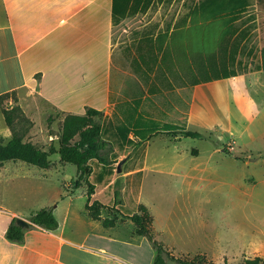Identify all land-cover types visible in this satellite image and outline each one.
Wrapping results in <instances>:
<instances>
[{"label": "crops", "instance_id": "0c3cea01", "mask_svg": "<svg viewBox=\"0 0 264 264\" xmlns=\"http://www.w3.org/2000/svg\"><path fill=\"white\" fill-rule=\"evenodd\" d=\"M168 6L167 0H0V96L16 92L15 105H19L34 124L26 141L37 145V117L41 120L57 117L59 122H64L67 116H84L88 109H96L102 113L98 119L102 135L110 125V132L117 136L120 146L112 147L109 165L90 161L92 169L96 163L109 170L116 169L110 172L103 187L90 180L92 170L89 182L95 189L90 200L88 188L82 189L86 184L83 183L76 191H64L57 198L45 199L42 207L24 215L26 210L3 205L0 195V264H153L156 255L153 243L139 235L137 225L128 218L141 206L148 210L156 238L173 256L203 255L212 264H245V259L257 257L264 261L263 241H254L250 247L246 245L244 230L233 226L227 211L220 215L222 227L219 229L216 215L208 214L200 203L198 207L192 205L190 195L164 196L161 202L140 190L132 212L122 210L124 199L118 201L119 194H130L136 186L143 188L142 181L135 176L155 170L149 166L153 139L167 136L171 142H179L187 138L180 132L190 131L186 125L182 127L179 123L155 118L157 111L160 116L166 114L160 112L161 106L154 96L173 88L169 64L164 60L169 35L173 32L164 29L171 21ZM124 26L135 27L130 30L134 38L125 46L123 31L127 30ZM164 36H167L165 40ZM159 40L162 42L160 50ZM263 73L259 69L240 76ZM181 82V87H186L183 77ZM194 86L187 123L194 122L201 85ZM127 89L144 91L140 95L135 92V96L128 91L126 93L131 95L126 96L123 91ZM177 111L179 115L178 108ZM0 113L3 115L1 108ZM182 114L176 118L178 121L186 119L183 111ZM149 122L158 123L159 129L151 132ZM200 124L203 129L204 122ZM216 130L228 129L217 127ZM11 138L7 125L0 129V144L6 145ZM43 138L45 140V136ZM170 149L167 146L162 151ZM172 159L175 160L171 161L173 169L165 174L196 180L194 175L177 172L179 157ZM122 161L119 174L117 168ZM20 162H5L0 175L6 181L30 177L31 171L24 174L17 168ZM129 163L132 165L124 171ZM65 164L61 160L63 169ZM51 167L50 163L40 176L50 175ZM40 176L35 181H41ZM119 181L112 203L104 196ZM31 185H36L34 188L39 191L42 189L35 183ZM197 198L195 201H202L200 196ZM95 201L103 206L98 220L87 210V205ZM54 202L53 211L59 222L56 230H46L30 222L34 212L51 208ZM18 217L28 221L30 227L23 228L22 242L9 241L7 230ZM106 219L114 220L115 225L105 226ZM185 224L191 231L185 229ZM165 257L167 264H178Z\"/></svg>", "mask_w": 264, "mask_h": 264}, {"label": "rangeland", "instance_id": "374dc122", "mask_svg": "<svg viewBox=\"0 0 264 264\" xmlns=\"http://www.w3.org/2000/svg\"><path fill=\"white\" fill-rule=\"evenodd\" d=\"M167 1L171 21L170 25L164 29L172 32L190 24L191 11L205 0ZM247 2L246 8L238 14L237 20L233 23L227 40L231 57L228 63L230 68L237 72L235 75L237 78L208 80L200 84L195 104L194 122L187 123V117L195 90L194 84L199 81L196 78L186 77V87L182 88V78L173 79L171 77L173 88L154 96L161 106L160 112L166 114L160 116L157 111L155 118L161 122L179 123L182 127L186 125V129L200 132L205 137L183 138L174 143L167 136L153 139L149 166L155 170L144 171L135 176L138 181H142L143 188L136 186L130 194H119L118 201L121 202L124 199L122 210L132 212L136 208L134 199L140 190H143L145 195L161 202L164 201V196L190 195L192 205L197 206V203H200V207L206 209L208 214L216 215L219 229L222 227L220 215L227 211L231 216L233 226H241L244 230L245 244L250 247L254 241L264 242V73L260 76L240 75L257 72L263 67L264 0H247ZM124 28L127 30L123 31L125 46L134 38L131 31L135 30V27L124 26ZM156 33L157 27L155 26L154 36ZM221 61V54L213 57L216 65H220ZM128 91H132V95L135 96V92L140 95L144 90L127 89L123 91L124 95H131L126 93ZM177 108L180 110L179 115ZM182 111L186 116L185 122L176 119L184 115ZM36 121L38 127L35 132L36 137H39L36 146L48 150L54 142L56 148H59L63 122H59L57 117L46 120L37 117ZM201 121L204 122L203 129L200 126ZM5 126L4 117L0 113V129ZM159 126L155 122L148 124L151 132L159 129ZM217 127L228 130L218 132ZM110 129L112 127L107 125V131L102 137L110 140L113 148L114 146L119 148L117 136L113 134L114 132H110ZM42 136H45V140ZM167 146L171 148L169 152L165 151ZM163 148L164 151H162ZM110 155L111 153L108 159ZM174 156H178L180 162L176 171L184 175H194L197 177L196 180L165 174V172L172 171L171 161H175L172 159ZM49 160L52 169L49 170L50 175L47 177L40 176L43 169L23 162H20L17 168L24 174L31 171L30 177H14L6 181L5 177L0 175V195L3 205L26 210L24 215H29L28 213H31L29 211L42 207L45 199L57 198L64 191L68 193L78 190L72 187L77 177V167L67 163L66 168L63 169L58 153L51 155ZM131 165L132 163H129L125 166L124 171ZM94 166V173L90 180L99 187H103L110 177V172L114 173L116 169L109 170L97 163ZM38 176L42 178L39 182L35 181ZM31 183L40 185L42 189L39 191L34 188L37 186ZM68 184L70 186L64 189L63 186H68ZM119 186L120 181L116 183L111 192L104 196L106 200L115 202L114 191ZM87 188L86 184L82 187V189ZM197 196L201 197V202L195 201L198 199ZM181 204L184 202L181 201ZM55 205L56 202L51 208ZM192 213L195 212L189 214ZM187 225L185 224V229L191 231ZM199 231L203 233L201 229ZM235 264H240V262Z\"/></svg>", "mask_w": 264, "mask_h": 264}, {"label": "trees", "instance_id": "16d2710c", "mask_svg": "<svg viewBox=\"0 0 264 264\" xmlns=\"http://www.w3.org/2000/svg\"><path fill=\"white\" fill-rule=\"evenodd\" d=\"M247 0H205L191 11L190 24L174 30L169 35V44L164 52V60L169 64L170 75L173 78L194 77L199 80L194 85L234 77L237 72L230 68L228 63V36L232 31L233 23L237 16L247 6ZM167 36H164V40ZM159 40V50L161 49ZM221 54L220 65L213 62V57ZM263 71H264V48ZM180 72H179V70ZM13 102L11 105L10 102ZM16 92L0 96V108L5 118V123L12 132L11 140L0 144V168L8 161H21L45 169L50 166L49 157L59 154L65 163L77 167L78 176L73 181V188L79 189L83 183L88 184V197L94 193L95 186L89 182L92 174L91 160L109 165L108 155L112 152L110 142L102 137V126L98 120L102 113L96 109H88L84 116H67L63 122V133L60 147L56 148L54 142L48 150L38 148L33 143L26 141V136L34 126L33 122L25 115L19 105ZM24 125V128H23ZM180 134L187 138H203L200 132L181 131ZM102 204L98 201L87 205L91 217L100 219ZM138 227V234L146 236L154 245L156 255L153 264H167L165 256L178 264H212L206 256L195 257L173 256L169 249L158 239L152 227L148 210L141 206L139 211L128 217ZM33 225L46 230H56L59 222L54 215L53 208H44L34 212L30 218ZM104 225L114 226L115 221L106 219ZM6 237L9 241L22 242L24 230L17 225L16 219L7 230ZM201 261H205L202 263ZM245 264H264L261 258L245 259Z\"/></svg>", "mask_w": 264, "mask_h": 264}, {"label": "water", "instance_id": "95a60500", "mask_svg": "<svg viewBox=\"0 0 264 264\" xmlns=\"http://www.w3.org/2000/svg\"><path fill=\"white\" fill-rule=\"evenodd\" d=\"M123 161L119 163L118 168H117V173H122V165H123ZM16 223L17 225H19L22 228H29L30 227V223L28 221H26L23 218H16Z\"/></svg>", "mask_w": 264, "mask_h": 264}]
</instances>
